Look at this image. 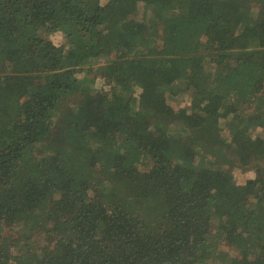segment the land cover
<instances>
[{
    "label": "trees",
    "instance_id": "1",
    "mask_svg": "<svg viewBox=\"0 0 264 264\" xmlns=\"http://www.w3.org/2000/svg\"><path fill=\"white\" fill-rule=\"evenodd\" d=\"M263 133L264 0H0V264H264Z\"/></svg>",
    "mask_w": 264,
    "mask_h": 264
},
{
    "label": "rangeland",
    "instance_id": "2",
    "mask_svg": "<svg viewBox=\"0 0 264 264\" xmlns=\"http://www.w3.org/2000/svg\"><path fill=\"white\" fill-rule=\"evenodd\" d=\"M134 10L137 11V17L139 18L143 11V2L140 1L139 5ZM137 24H139V22L134 23L131 26V28H133L134 26H137ZM95 94H96V88L94 86V81L90 78L82 79L78 83H76L75 86L72 88V90L67 94V99L69 101L68 103L85 102L91 99V97H93ZM190 104H191L190 99L188 97V94H186L185 99L182 102V106L188 107ZM144 114L146 113L144 112ZM183 131H184V135L186 139L190 141L191 137H193V133L188 132V131L185 132L186 130H183ZM224 131L225 133L226 132L228 133L227 126L224 127ZM260 136L264 137V133L261 134ZM232 171H234V176L235 178L238 179V181L245 179L248 175H251L253 173L252 171L243 170L240 167L239 168L233 167Z\"/></svg>",
    "mask_w": 264,
    "mask_h": 264
}]
</instances>
